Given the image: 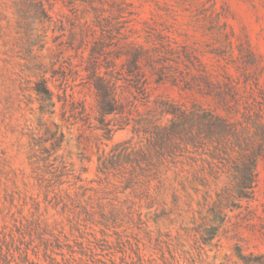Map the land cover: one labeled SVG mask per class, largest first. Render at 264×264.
Instances as JSON below:
<instances>
[{
    "label": "rangeland",
    "instance_id": "obj_1",
    "mask_svg": "<svg viewBox=\"0 0 264 264\" xmlns=\"http://www.w3.org/2000/svg\"><path fill=\"white\" fill-rule=\"evenodd\" d=\"M39 1L45 18L31 26L41 48L30 53L11 0H0V264H242V257L264 255V160L256 163L251 200L225 211L210 240L203 235L208 209L230 183L226 175L206 193L191 182L202 163L186 156L176 163L110 160L123 142L146 144L137 121L168 122L162 101L225 116L199 81L198 62H161L158 37L192 51L218 80L225 74L247 90L257 80L264 90V0ZM99 38L106 47L96 66L118 71L133 48L145 52L137 61L145 96L134 99L128 82L116 84V99L132 115L118 130L117 118L106 117L109 139L98 128L85 71ZM246 45L252 65L241 57ZM160 66L167 70L158 80ZM39 79L53 93L42 115L32 90ZM55 132L62 143L54 153Z\"/></svg>",
    "mask_w": 264,
    "mask_h": 264
},
{
    "label": "trees",
    "instance_id": "obj_2",
    "mask_svg": "<svg viewBox=\"0 0 264 264\" xmlns=\"http://www.w3.org/2000/svg\"><path fill=\"white\" fill-rule=\"evenodd\" d=\"M14 9L17 28L20 33L28 36L30 53L33 49L41 48L40 34L31 26L32 22H41L45 18V11L39 0H11ZM123 27L115 29L120 34ZM158 43L154 52L161 62L173 61L174 63L188 61L198 62L196 71L198 79L217 101V105L225 112V116L214 111L202 109L196 105L186 107L173 102L162 101L160 103V115L169 116L166 124L159 122H136L141 125L142 132L147 136L146 144L141 147L123 142L113 150L112 158L125 159L131 163H151L154 158L171 160L186 156L194 163L200 161L201 168L192 175L191 182L200 185L209 192L211 183L216 186L223 175L230 180L219 192H216V200L208 209L211 223L204 228V238L210 240L214 237L219 226L225 220V211L238 209L242 202H248L252 198L256 182L255 167L259 159L264 160V90L259 89L255 80L247 90L246 85L241 88L238 83L225 75L221 80L207 72L201 66L197 57L186 47L180 50L174 49L169 41L163 37L157 38ZM106 47L103 38L94 40L89 52L88 66H85L87 80L90 82L96 97L97 123L104 138L109 139L112 134L111 121L106 117L117 118L116 129H123L130 121L132 106L118 101L115 96V86L118 82H128L133 89V98L145 96L144 80L140 73L137 61L143 52L140 46H136L129 53L126 66L115 71L113 66H96L98 60L104 55ZM245 55L242 48L238 51L245 59V64H253L254 56L246 45ZM32 55L31 59L35 60ZM150 68L152 66H149ZM103 69V73L100 72ZM167 66H160L157 71V79L163 78ZM54 75L57 72H53ZM37 96L40 114L47 113V109L53 106V93L47 88L46 81L37 80L32 88ZM83 110V109H82ZM83 112V111H82ZM81 114V112H80ZM135 131V130H134ZM139 130H137L138 132ZM51 151L59 150L62 143V135L57 132L50 135ZM199 157V159L196 158ZM168 158V159H167ZM111 165V162H109ZM101 168L107 169V164L101 162ZM242 264H264V255L241 258Z\"/></svg>",
    "mask_w": 264,
    "mask_h": 264
}]
</instances>
